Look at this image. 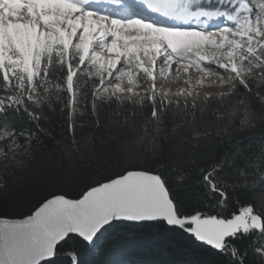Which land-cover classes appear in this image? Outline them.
I'll list each match as a JSON object with an SVG mask.
<instances>
[{
    "label": "snow or ice",
    "instance_id": "1",
    "mask_svg": "<svg viewBox=\"0 0 264 264\" xmlns=\"http://www.w3.org/2000/svg\"><path fill=\"white\" fill-rule=\"evenodd\" d=\"M105 2L0 0V147L6 154L18 148L27 152L38 140L33 127H12L9 111L26 114L44 131V108H55L53 97L63 105L61 116L67 112L73 135L78 112L99 129L106 111L131 107L125 121L136 131L137 117L143 116L144 135L137 143L154 128L157 135L147 142L157 154L163 150L161 139L183 142L189 133L206 135L200 121L213 99L224 107L237 101L223 116L232 122L243 112L241 130L264 122V96L259 108L248 99L254 83L264 86V0H214V7L201 0H132L131 5L107 0L119 6L115 15ZM221 18L222 24L210 28ZM168 80L183 86L166 89ZM177 118L183 123L176 124ZM140 159L125 145L115 164L95 186L85 185L78 198L54 188L24 218H0V264H58L52 258L61 255L58 245L70 234L95 248L109 230L119 229L113 233L119 240L133 238L120 228L125 222L178 228L224 256V264H264V195L260 207L241 205L230 218L223 215L226 199L212 202V193L225 195L224 169L236 167L239 154L231 161L226 154L199 170L207 199L190 210L172 194L162 165L157 163L154 172ZM259 161L257 169L264 170V150ZM247 175L240 171L241 177ZM69 255L72 264H81L77 253Z\"/></svg>",
    "mask_w": 264,
    "mask_h": 264
},
{
    "label": "trees",
    "instance_id": "2",
    "mask_svg": "<svg viewBox=\"0 0 264 264\" xmlns=\"http://www.w3.org/2000/svg\"><path fill=\"white\" fill-rule=\"evenodd\" d=\"M202 4L215 6L214 0H201ZM66 71V70H65ZM58 75V74H57ZM91 80V78H87ZM59 82L54 79L53 83ZM244 93L246 90L241 89ZM65 99L66 94L61 93ZM264 96V86L253 84L252 92L248 94L250 103L260 107V97ZM53 105H46L42 120L45 130L40 131L28 120L26 114L8 113V123L19 129L31 126L37 131L38 140L34 139L27 152L18 148L15 152L5 153L0 147V153L6 156H19L18 163L23 169L3 166L0 170V186L12 181H18L0 199V218H24L30 214L39 197L47 190L60 189L67 193L68 198H78L77 193L106 174V171L120 157L125 149L140 157V163L147 162L149 170L155 172L156 165H162L160 171L168 180L172 194L181 201L186 210L202 206L207 199L206 190L201 185L203 179L200 169L220 161L226 154L231 161L239 154L236 167H226L228 173L225 184L228 185L225 195L212 193V202L226 199L228 204L224 211L225 217H231L241 205L261 206L260 197L264 195V170H258L259 156L264 150V122H256L252 126L240 129V118L229 122L223 114L238 106L235 99L227 101V107L213 103L207 108L200 121L202 133L194 137L191 133L183 142L179 138L168 141L161 139L163 150L158 154L148 144L152 136L157 135L155 129L149 131L143 143H137V138L144 135V128L137 117L136 131L125 121V116H132V108L126 111L110 109L101 117L99 129L95 128L94 120H90L83 111L76 114L77 130L73 135L67 127V112L61 116L63 105L53 97ZM91 110V98L88 103ZM151 102L147 111L150 113ZM139 112V109H137ZM197 112L199 113V105ZM219 117V119H217ZM3 118L0 117V123ZM176 124H182L183 119L177 118ZM173 128V122H167V129ZM163 137L164 131L160 132ZM23 142V138H20ZM77 141L79 147L73 143ZM250 161V164L245 161ZM1 166V165H0ZM246 171V177L240 176V171ZM221 173L220 175H223ZM120 228L133 234V238L119 240L113 233L119 229L109 230L96 242L93 248L79 237L70 236L58 245L61 255L56 259L58 264H72L70 253L79 255L81 264H224L226 258L216 250H211L190 235L181 230L167 226L148 223L125 222ZM243 246V244L241 245ZM252 258L249 252L248 259Z\"/></svg>",
    "mask_w": 264,
    "mask_h": 264
},
{
    "label": "rangeland",
    "instance_id": "3",
    "mask_svg": "<svg viewBox=\"0 0 264 264\" xmlns=\"http://www.w3.org/2000/svg\"><path fill=\"white\" fill-rule=\"evenodd\" d=\"M123 2L125 3V4H127L126 2L127 1H125V0H123ZM129 2V5L131 4V1H128ZM128 5V4H127ZM105 6V8H112V9H114L115 10V8H113L112 7V5L111 6H108V5H104ZM114 7H116L117 9H119V7H117V6H114ZM116 13H117V10H116ZM223 23V21H222V18H221V20L220 21H217V22H212V23H210V28L211 27H213V25L214 24H222ZM174 82V80H168V81H166V82H164L165 84H170V83H173ZM177 82H179V81H177ZM180 83H182V82H180ZM183 102L181 101V104H182ZM211 103H213V104H215V105H219L221 102H220V100L219 99H213L212 101H211ZM18 159H19V156H17V157H14L13 155L12 156H6V155H3V153H0V170L2 169V167L3 166H9L8 168H11L12 166V164L13 165H15V167L16 168H20V169H23L24 168V165L22 164V163H18L19 161H18ZM4 168V167H3ZM13 168V167H12ZM18 181H20V179H18V180H16V181H12L11 183H9V184H7V185H2V186H0V199H1V197L3 196V195H5L8 191H9V189L12 187V186H15V185H17V183H18Z\"/></svg>",
    "mask_w": 264,
    "mask_h": 264
},
{
    "label": "bare ground",
    "instance_id": "4",
    "mask_svg": "<svg viewBox=\"0 0 264 264\" xmlns=\"http://www.w3.org/2000/svg\"><path fill=\"white\" fill-rule=\"evenodd\" d=\"M125 1H127L126 3H127L128 5H129V2H128V1H131V4H132V0H125ZM131 4H130V5H131ZM104 5H108V6H111V5H112V7L115 8V10L113 9V11H112V14H113V15L116 14V10H117V12L119 11V9H117L116 7H114V6H117V5H113L112 3L107 2V0H106V2H105ZM104 7H105V6H104ZM117 7H119V6H117ZM111 9H112V8H111ZM177 85L183 86L182 83H180V81L177 82L176 80H174V82H173V83H170V84H165V83H164L163 86H164L166 89H171L172 91H174V90L176 89Z\"/></svg>",
    "mask_w": 264,
    "mask_h": 264
},
{
    "label": "water",
    "instance_id": "5",
    "mask_svg": "<svg viewBox=\"0 0 264 264\" xmlns=\"http://www.w3.org/2000/svg\"><path fill=\"white\" fill-rule=\"evenodd\" d=\"M66 198H68V197H66ZM20 219H22V218H20ZM128 223H135V224H140V223H138V222H128ZM143 223H148V222H143ZM170 227H173V226H170ZM178 229V228H177ZM187 234V233H186ZM189 235V234H188ZM70 236H75V234H70ZM77 237V236H76ZM80 239H82V238H80ZM64 242V241H63ZM62 243V242H61ZM87 243H89V242H87ZM199 243H201V242H199ZM53 259V258H52Z\"/></svg>",
    "mask_w": 264,
    "mask_h": 264
}]
</instances>
